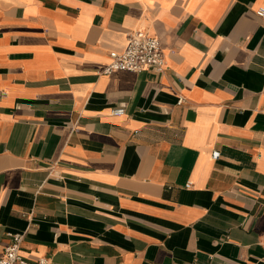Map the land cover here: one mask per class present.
Returning <instances> with one entry per match:
<instances>
[{
    "label": "crops",
    "instance_id": "crops-1",
    "mask_svg": "<svg viewBox=\"0 0 264 264\" xmlns=\"http://www.w3.org/2000/svg\"><path fill=\"white\" fill-rule=\"evenodd\" d=\"M259 8L0 0V252L18 233L51 264H264ZM136 30L165 70L101 73Z\"/></svg>",
    "mask_w": 264,
    "mask_h": 264
},
{
    "label": "built area",
    "instance_id": "built-area-1",
    "mask_svg": "<svg viewBox=\"0 0 264 264\" xmlns=\"http://www.w3.org/2000/svg\"><path fill=\"white\" fill-rule=\"evenodd\" d=\"M259 18L264 21V8L256 11ZM127 43L122 50L110 52V63L103 67L101 73L111 75L117 72L140 73L146 70H154L162 73L165 70V59L162 52V44L159 38L151 36L143 30L130 32L126 36ZM182 103V99H179ZM124 108H115L113 115L124 114ZM213 158L219 157L218 152L213 153ZM188 182L185 187L191 188ZM10 244L0 252V264H51L47 257L30 260L23 256L21 243L24 234H9Z\"/></svg>",
    "mask_w": 264,
    "mask_h": 264
}]
</instances>
